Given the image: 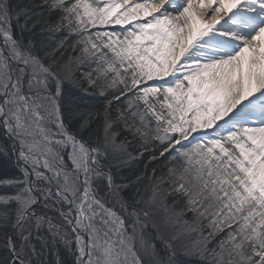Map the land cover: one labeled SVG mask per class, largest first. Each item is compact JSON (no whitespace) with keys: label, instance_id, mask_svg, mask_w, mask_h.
<instances>
[{"label":"snow or ice","instance_id":"1","mask_svg":"<svg viewBox=\"0 0 264 264\" xmlns=\"http://www.w3.org/2000/svg\"><path fill=\"white\" fill-rule=\"evenodd\" d=\"M45 5L59 13L55 24L67 38L75 36L78 55L55 65L14 40L0 49V124L19 144L11 147L23 177L7 181L13 190L0 194V205L14 206L19 242L8 237L11 264H33L31 240L35 233L44 241L45 226L53 240L75 244L74 264H142L139 214L134 206L127 211L105 163L121 146L113 132L120 122L166 162L153 195L136 201L145 204L144 216L162 187L170 189L173 207L183 200L177 219L154 221L175 229L166 247L181 246L197 264H264V0ZM8 12L0 5V24ZM113 26L119 30H106ZM60 71L98 90L109 106L123 97V107L105 120L103 141L82 135L87 116L76 131L63 124ZM112 199L121 203L119 212L108 206ZM144 227L140 246L155 256Z\"/></svg>","mask_w":264,"mask_h":264},{"label":"rangeland","instance_id":"2","mask_svg":"<svg viewBox=\"0 0 264 264\" xmlns=\"http://www.w3.org/2000/svg\"><path fill=\"white\" fill-rule=\"evenodd\" d=\"M25 1V0H21ZM10 0H0V5L7 4L8 6V18L7 21L3 24H0V30H2L3 34H7L10 36L11 41H16L12 35L11 24L14 20H17V16L12 13V8L10 7ZM137 2H140L137 0ZM0 19H3L0 17ZM119 30L118 26L109 27L106 30ZM74 36V35H73ZM68 36L60 38L56 40V45H54L50 51L44 53L46 55L53 54L57 49L62 47L65 41L68 39ZM75 37V36H74ZM53 39V38H52ZM55 39V38H54ZM17 42V41H16ZM18 43V42H17ZM11 47V46H10ZM9 47V48H10ZM78 55V53L76 54ZM75 56V55H74ZM59 77L61 81L65 80H72L69 74H66L63 71L59 72ZM62 84V83H61ZM52 92L56 91L55 81L52 82ZM123 100V97H121ZM59 104V116L63 121L65 127L71 131L63 118L62 114V103L58 101ZM107 119V114H104V124L105 120ZM2 127V137L3 139L0 140V151L1 153L6 156H10L12 158L13 163L15 164V172H12V175L5 177V179H0V194L11 192L13 189L12 187L6 183L7 181L14 180L15 178H23L21 167L22 165L17 160V152L11 146L16 143L17 149L19 144L17 141L13 140V138L7 133L6 128L0 124ZM55 131V128H53ZM114 132V131H113ZM193 135H196L194 133ZM102 139L105 138L104 126L102 131ZM191 139V137H189ZM117 144L121 145L115 151H113L108 158L105 160L108 169L111 171L112 178L114 180V187L113 190L118 193L119 197L122 198L121 202H126L129 207L127 208L128 212L132 211L133 206L135 207L137 213L139 214L140 222L136 224V251L140 257L142 264H154V262H162V264H168L171 261V264H197L198 257L188 255L181 246L173 245V247L169 248L166 247L165 241L167 238L175 232V229L169 226L168 228H158L154 226V221L157 223L161 220H164L166 217H172L173 220L177 219L175 217V213L179 212L181 207L183 206V200H180L179 204L173 207V197L170 195V189L165 186L158 189L155 193V207L152 209H148L150 214L149 216H144V211L146 210V206L143 202L136 203V201H143L147 200L149 197L153 195L152 186L156 183L155 178H153L154 169H151L148 174L146 172L142 173V175L136 176V174L132 177L131 172H134L133 168H136V165L141 163L143 170L147 168L148 164H152L155 161L163 160V157H159L156 155L155 157L152 155L143 154L145 151H132L125 145L123 142L117 140ZM167 155V154H165ZM165 162V161H164ZM166 163V162H165ZM172 165H168L171 167ZM129 171V174H124V171ZM133 170V171H132ZM166 172V169H164ZM131 176L130 178L128 176ZM159 177V176H157ZM104 188L105 191H108L107 182L104 181ZM127 191L128 197L124 196L125 192ZM115 204L116 210L119 212L121 208V203L117 202L116 200L112 199L109 201L108 206L111 207ZM14 206L5 208L4 205H0V212L7 211L9 214V219L5 220L3 217H0V250H4L5 255L9 258V264H11L12 260V250L11 245L8 243V237H11L12 241L19 242L18 237L14 234L2 236L4 231L10 230L12 224L14 223L15 217L13 212ZM123 215V213L121 212ZM185 219H191L190 216L185 217ZM128 225L132 224V217H128L127 220ZM141 224L146 225L142 229L143 235L146 238H150V243L155 244V256L148 254L145 249H142L140 246V234H141ZM131 231V227H129V232ZM40 235L44 237V241L35 238V233L33 234V238L31 240L32 244L36 247V253L32 255L33 264H49L50 260H59V258L53 259L47 255V250L53 248L56 252L63 251L67 255L71 254L73 259L75 260V244L72 243L70 246H66L63 241L59 238L53 240L51 234L47 231L46 226L40 230ZM69 239H73L72 236ZM46 241V242H45ZM147 247V246H146ZM150 251V249H149ZM8 252V253H7ZM4 260L0 259V264H4Z\"/></svg>","mask_w":264,"mask_h":264},{"label":"trees","instance_id":"3","mask_svg":"<svg viewBox=\"0 0 264 264\" xmlns=\"http://www.w3.org/2000/svg\"><path fill=\"white\" fill-rule=\"evenodd\" d=\"M9 3L12 13L17 16V20L10 23L12 35L19 44L30 46L34 54L41 57L44 56V53L50 51L56 45V40L68 36L67 29L60 28L55 24L59 13L50 12L45 5V0H10ZM75 39L74 36L68 38L62 47L53 54L46 55L43 58L48 63L63 65L69 57L77 54L72 47L75 44ZM110 99L111 97H108V100ZM60 101L62 103L63 118L71 131H76L81 121L87 116L89 117V127L82 131V135L84 137L91 135L93 139L99 138L100 140L102 139L104 114H107L108 117L109 113H111L115 117V109L123 107L124 104V101L121 100L120 104L109 106L107 100L98 90L92 89L86 84L81 85L80 81L75 78L70 81L63 79ZM97 113H99V118H97ZM113 131L119 134L117 140L127 145L130 150L140 151V153L143 150L145 151L144 156L150 155V150L142 148L139 142L134 140L132 135L126 131L122 122L117 123ZM2 135V127L0 125V140L3 139ZM164 161L165 159L148 164L145 171L142 164L139 163L136 168H133L134 172H131V176L133 177L135 174L136 176L142 175L144 172L148 174L151 169H154L153 178L160 176L166 169ZM15 167L12 158L7 156V154L5 156L0 151V179H5V177L12 175V172H15ZM124 174L130 175L129 171L126 170ZM131 176L128 177L130 178ZM124 196L128 197L127 191ZM13 231L15 230L11 226L10 230L4 231L2 236L12 235ZM46 253L53 259L59 258V260H50L49 264H74L75 260L71 254L67 255L64 250L56 252L51 248ZM0 259L5 261L4 264H9V258L2 249L0 250Z\"/></svg>","mask_w":264,"mask_h":264},{"label":"bare ground","instance_id":"4","mask_svg":"<svg viewBox=\"0 0 264 264\" xmlns=\"http://www.w3.org/2000/svg\"><path fill=\"white\" fill-rule=\"evenodd\" d=\"M140 2H142V0H138ZM4 33V32H3ZM2 30H0V49H4V48H9L11 46V38L9 35H7L6 33L3 34ZM7 37V39H6ZM7 130V129H6ZM7 133L14 139L13 135L7 130Z\"/></svg>","mask_w":264,"mask_h":264},{"label":"flooded vegetation","instance_id":"5","mask_svg":"<svg viewBox=\"0 0 264 264\" xmlns=\"http://www.w3.org/2000/svg\"><path fill=\"white\" fill-rule=\"evenodd\" d=\"M15 235H16V233H15ZM17 236V235H16Z\"/></svg>","mask_w":264,"mask_h":264}]
</instances>
